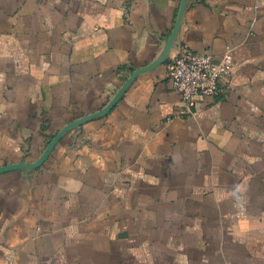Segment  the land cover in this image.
I'll return each instance as SVG.
<instances>
[{
  "label": "crops",
  "instance_id": "0c3cea01",
  "mask_svg": "<svg viewBox=\"0 0 264 264\" xmlns=\"http://www.w3.org/2000/svg\"><path fill=\"white\" fill-rule=\"evenodd\" d=\"M0 264H264V0H0Z\"/></svg>",
  "mask_w": 264,
  "mask_h": 264
},
{
  "label": "built area",
  "instance_id": "2783aa9c",
  "mask_svg": "<svg viewBox=\"0 0 264 264\" xmlns=\"http://www.w3.org/2000/svg\"><path fill=\"white\" fill-rule=\"evenodd\" d=\"M236 62L231 48L220 58L194 51L183 43L170 64L173 87L181 94L182 115L193 114L197 96H220L223 82L232 73Z\"/></svg>",
  "mask_w": 264,
  "mask_h": 264
},
{
  "label": "water",
  "instance_id": "95a60500",
  "mask_svg": "<svg viewBox=\"0 0 264 264\" xmlns=\"http://www.w3.org/2000/svg\"><path fill=\"white\" fill-rule=\"evenodd\" d=\"M130 81H131V80H130ZM128 84H129V83H128ZM128 84H127V85L121 90V93L126 89V87L128 86ZM121 93H120V94H121ZM120 94H119L118 96H120ZM90 117H92V116H90ZM90 117L83 118V119H81V120H77V121L72 122L71 124H69V125L67 126V128H66L65 130L61 131L60 134L55 138V140H53V141L51 142V144H50L49 147L47 148V151H46L45 155H47V153L52 149V147L54 146V144L58 141L59 137H60L64 132H66L68 129L72 128L73 126H76V125L81 124L82 122H84L85 120L89 119ZM44 157H45V156H44Z\"/></svg>",
  "mask_w": 264,
  "mask_h": 264
}]
</instances>
